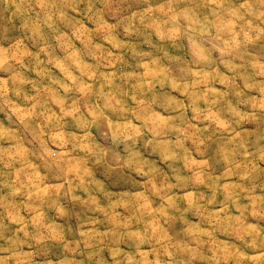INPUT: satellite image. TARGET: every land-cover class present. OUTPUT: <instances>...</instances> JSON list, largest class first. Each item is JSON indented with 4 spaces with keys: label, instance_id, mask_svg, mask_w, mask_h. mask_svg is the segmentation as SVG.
Returning <instances> with one entry per match:
<instances>
[{
    "label": "rangeland",
    "instance_id": "rangeland-1",
    "mask_svg": "<svg viewBox=\"0 0 264 264\" xmlns=\"http://www.w3.org/2000/svg\"><path fill=\"white\" fill-rule=\"evenodd\" d=\"M0 264H264V0H0Z\"/></svg>",
    "mask_w": 264,
    "mask_h": 264
}]
</instances>
